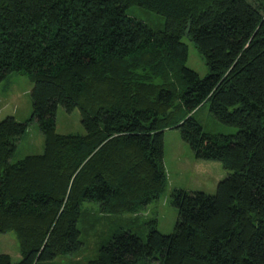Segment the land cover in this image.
<instances>
[{"label": "trees", "instance_id": "1", "mask_svg": "<svg viewBox=\"0 0 264 264\" xmlns=\"http://www.w3.org/2000/svg\"><path fill=\"white\" fill-rule=\"evenodd\" d=\"M132 5L163 30L128 16ZM184 35L203 78L184 66ZM12 73L33 83L30 118L0 121V234L17 239L16 264L78 257L84 202L137 216L159 200L171 128L230 174L214 194L173 189L172 234L155 220L145 240L119 228L86 264H264V0H0V83ZM206 102L234 135L204 133L193 114ZM58 107L80 110L84 135L55 132ZM33 122L43 152L11 162Z\"/></svg>", "mask_w": 264, "mask_h": 264}, {"label": "rangeland", "instance_id": "2", "mask_svg": "<svg viewBox=\"0 0 264 264\" xmlns=\"http://www.w3.org/2000/svg\"><path fill=\"white\" fill-rule=\"evenodd\" d=\"M128 16H132L155 30H163L164 18L156 13L149 12L143 8L132 5L126 10ZM181 41L188 48V56L184 66L196 71L200 78L208 75L204 59L193 42L186 35ZM33 86L32 81L23 74L12 73L6 80L0 83V121L13 116L19 123L27 121L31 112L30 93ZM208 102L197 109L193 116L203 128L204 133L209 135L223 134L234 135L237 129L220 123L209 112ZM55 114V132L62 135L75 134L84 135V129L80 121V110L74 109L66 113L58 107ZM165 171L167 175V188L160 195L159 200L153 201L144 208L140 214L135 215H111L99 211L96 202H84L81 211L83 220L79 222L82 231V242L84 248L78 257L68 259L57 258L54 262L47 264H86L88 260L94 259L98 253V245L102 238L106 239L119 228L131 231L143 240L146 239L148 223L156 221V230L161 234H172L177 219V210L171 206L170 194L173 189H185L187 191H200L205 194H214L217 183L226 178L230 172L226 171L220 162L195 160L189 146L180 138L179 130L171 128L166 130L163 136ZM43 136L39 132V126L33 122L24 133L17 144V149L11 157V162L22 160L23 157L43 152ZM200 163L204 174H193L195 164ZM212 166V167H210ZM97 220V222H95ZM98 224V225H96ZM8 254L11 262L16 264L21 259L18 250L17 239L11 232L0 234V254ZM139 264H157L155 260H143Z\"/></svg>", "mask_w": 264, "mask_h": 264}, {"label": "crops", "instance_id": "3", "mask_svg": "<svg viewBox=\"0 0 264 264\" xmlns=\"http://www.w3.org/2000/svg\"><path fill=\"white\" fill-rule=\"evenodd\" d=\"M195 171L193 172V174H196V175H201V174H204L203 173V171L205 170V168L203 167V165H201L200 163H197V164H195ZM204 169V170H202L201 171V167ZM210 167H212V166H210Z\"/></svg>", "mask_w": 264, "mask_h": 264}]
</instances>
